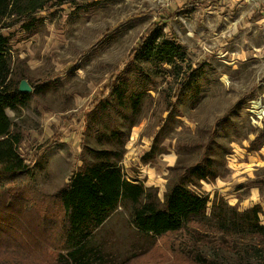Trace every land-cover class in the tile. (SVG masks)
Wrapping results in <instances>:
<instances>
[{"label": "rangeland", "instance_id": "obj_1", "mask_svg": "<svg viewBox=\"0 0 264 264\" xmlns=\"http://www.w3.org/2000/svg\"><path fill=\"white\" fill-rule=\"evenodd\" d=\"M259 8L262 19L249 21ZM39 15L43 26L31 36L18 26L3 30L4 35L14 32V71L46 84L27 106L6 109L22 133L19 151L34 170L29 190L34 186L49 201L81 164V142L101 147L91 131L83 137L91 110L109 95L110 84L123 71L135 78L132 49L157 23L183 47L189 78L177 92L183 76H167L142 63L149 78L136 86L146 91L125 143L124 172L154 187L162 199L178 171L206 155L219 173L195 187L210 199L206 213L216 198L239 210L258 203L264 224V0H222L207 6L177 0L175 5L66 0ZM169 101L175 104L170 112ZM104 122L126 132V122L120 124L116 114ZM128 212V207L117 208L95 233L93 244L109 261L120 262L152 241L131 225ZM22 215L20 225L0 234L7 237L0 238V264H56L62 245L58 223L38 227L40 212L33 208ZM179 235L158 238L127 264H197L172 250ZM201 250L210 253L208 247ZM216 258L224 264H264V252L260 258L241 256L226 246Z\"/></svg>", "mask_w": 264, "mask_h": 264}, {"label": "trees", "instance_id": "obj_2", "mask_svg": "<svg viewBox=\"0 0 264 264\" xmlns=\"http://www.w3.org/2000/svg\"><path fill=\"white\" fill-rule=\"evenodd\" d=\"M64 2L66 0H0V234L20 225L23 210L33 208L40 212L38 227H49V223H58L54 225L60 227L62 245L55 257L56 264H127L147 252L158 238L172 234H180L172 250L197 264H224L216 258L221 246L241 256L260 258L264 252V224L260 223L258 203L239 210L222 198H216L206 213L210 199L195 187L201 180L218 176L213 159L203 155L178 171L176 180L166 189L162 199L154 187L145 186L136 177L129 178L122 168L125 143L137 122L133 117L138 115L146 91L137 90L136 86L149 78L142 63H150L167 76H181L180 79L183 76L185 80L178 83L177 92L189 78L183 65L186 57L183 47L166 37L157 23L147 29L132 49L135 78L123 71L110 84L109 95L100 98L91 110L83 137L91 131L101 147L81 142V164L69 181L50 195L49 201L44 202L34 186L28 189L34 170L19 151L22 133L5 109L15 111L27 106L32 94L46 84L30 81L14 71L10 43L14 32L4 35L3 30L18 26L31 36L43 26L44 17L39 13ZM24 78L32 92L18 90ZM174 105L169 101L166 111H172ZM113 114L120 124L126 122L124 135L104 122ZM261 134H264V127ZM119 207H128L131 225L152 241L148 248L116 263L106 259L99 245L93 244V239L96 231ZM48 211L53 212L54 217ZM190 223L201 227H188ZM201 247L209 248L208 256Z\"/></svg>", "mask_w": 264, "mask_h": 264}, {"label": "crops", "instance_id": "obj_3", "mask_svg": "<svg viewBox=\"0 0 264 264\" xmlns=\"http://www.w3.org/2000/svg\"><path fill=\"white\" fill-rule=\"evenodd\" d=\"M177 1H179V2H185V3H187L188 5H192V6H194V5H196V4H202V5H204V6H207V4H209V3H216V1H222V0H177ZM224 1V0H223ZM160 4H164V5H169V4H174L175 5V0H171L170 2H168V3H162V2H159ZM262 17H263V12H262V8H259L258 10H255L253 13H252V15H251V17H250V19H249V21H251V22H257V21H259V20H261L262 19ZM7 109V108H6ZM6 109H5V112H6ZM6 114H7V112H6ZM8 116V115H7ZM9 117V116H8Z\"/></svg>", "mask_w": 264, "mask_h": 264}, {"label": "water", "instance_id": "obj_4", "mask_svg": "<svg viewBox=\"0 0 264 264\" xmlns=\"http://www.w3.org/2000/svg\"><path fill=\"white\" fill-rule=\"evenodd\" d=\"M18 90L20 92H31L32 91V87L29 85V83L25 79H22L19 82Z\"/></svg>", "mask_w": 264, "mask_h": 264}, {"label": "built area", "instance_id": "obj_5", "mask_svg": "<svg viewBox=\"0 0 264 264\" xmlns=\"http://www.w3.org/2000/svg\"><path fill=\"white\" fill-rule=\"evenodd\" d=\"M157 1H159V2H162V3H168V2H170L171 0H157Z\"/></svg>", "mask_w": 264, "mask_h": 264}]
</instances>
